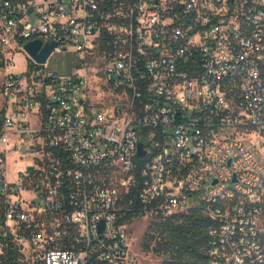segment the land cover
Returning <instances> with one entry per match:
<instances>
[{
	"label": "built area",
	"instance_id": "1",
	"mask_svg": "<svg viewBox=\"0 0 264 264\" xmlns=\"http://www.w3.org/2000/svg\"><path fill=\"white\" fill-rule=\"evenodd\" d=\"M70 47L105 77L50 70ZM263 64L264 0H0V264H129L135 188L214 221L210 264H264Z\"/></svg>",
	"mask_w": 264,
	"mask_h": 264
},
{
	"label": "trees",
	"instance_id": "2",
	"mask_svg": "<svg viewBox=\"0 0 264 264\" xmlns=\"http://www.w3.org/2000/svg\"><path fill=\"white\" fill-rule=\"evenodd\" d=\"M262 74L264 78V64ZM123 208L122 222L131 223L142 215L138 188L126 196ZM213 222L199 208L165 217H152L143 238V246L163 256L162 264H210L209 227Z\"/></svg>",
	"mask_w": 264,
	"mask_h": 264
},
{
	"label": "rangeland",
	"instance_id": "3",
	"mask_svg": "<svg viewBox=\"0 0 264 264\" xmlns=\"http://www.w3.org/2000/svg\"><path fill=\"white\" fill-rule=\"evenodd\" d=\"M28 60L27 53L20 52L16 56V66L11 69L14 72H22L26 70ZM91 66L88 67H79L80 61L76 58L72 52V47L68 49L67 52L61 54H53L49 61V69L52 71H57L60 74L66 75L71 74L76 71L82 75L88 77L90 85L94 86V83L99 77H105V74L101 72L99 76L96 74V70L93 69L94 62L90 63ZM94 99L100 100L101 94L106 92L97 86L93 88ZM13 143H10V148ZM27 154L21 158V152L15 149H12V153L9 156V169L13 176L16 175L18 171L26 169L29 164L33 161L29 159ZM258 156L261 162L264 165V147H260L258 151ZM152 221V217L146 214H142L140 217L134 219L131 223H127L130 233V243H131V253L129 264H162L163 256L155 254L153 251L146 250L143 246V238Z\"/></svg>",
	"mask_w": 264,
	"mask_h": 264
},
{
	"label": "water",
	"instance_id": "4",
	"mask_svg": "<svg viewBox=\"0 0 264 264\" xmlns=\"http://www.w3.org/2000/svg\"><path fill=\"white\" fill-rule=\"evenodd\" d=\"M43 41L42 40H32L26 43L25 50L26 52L37 62L39 63H46L49 56L54 51V48L56 47L55 41H50L47 44H45L43 47ZM145 153L143 149V144H139V150L138 155L142 156Z\"/></svg>",
	"mask_w": 264,
	"mask_h": 264
}]
</instances>
